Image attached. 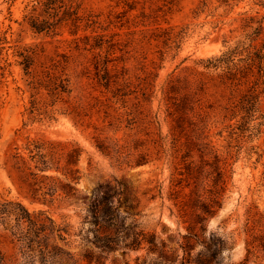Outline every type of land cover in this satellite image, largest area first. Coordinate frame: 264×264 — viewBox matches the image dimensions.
I'll return each mask as SVG.
<instances>
[{"label": "rangeland", "instance_id": "rangeland-1", "mask_svg": "<svg viewBox=\"0 0 264 264\" xmlns=\"http://www.w3.org/2000/svg\"><path fill=\"white\" fill-rule=\"evenodd\" d=\"M248 48L264 54V0H0V208L18 203L44 211L77 234L98 188L117 186L118 222L127 228L120 235H142L135 246L103 255V263L182 264L189 230L176 204L191 193L207 197L219 168L220 207L204 232L196 227L191 256L215 253L218 264H243L246 229L264 234V57L255 113L241 102L250 78L225 81V65L204 66L233 49L240 50L238 64ZM193 72L203 85L193 83ZM104 77L129 83L125 107L113 104L121 121L116 132L89 107L95 99L114 101ZM59 79L70 93L54 102L48 85ZM171 79L178 84L168 91ZM67 105L86 107L82 125L65 114ZM114 139L142 154V163L119 165L95 147ZM31 141L80 147L73 197L42 203L18 179L13 184L6 158L27 156ZM14 225L12 216L0 215L1 255L14 264H57L26 250ZM70 242L57 244L80 259L83 249L96 251L79 237ZM245 264H264V255Z\"/></svg>", "mask_w": 264, "mask_h": 264}, {"label": "trees", "instance_id": "trees-1", "mask_svg": "<svg viewBox=\"0 0 264 264\" xmlns=\"http://www.w3.org/2000/svg\"><path fill=\"white\" fill-rule=\"evenodd\" d=\"M239 51L233 49L227 51L219 58L206 60L204 67L207 69H218L222 67V64L225 65L226 71L223 74L225 81L226 78L228 79L227 76L231 77L230 80L237 79L240 75L250 78L247 81V92L242 96L241 102L248 105L247 110L250 113H255L259 94L257 89L263 77L262 61L264 54H262L261 50L242 49L241 51L245 55L237 64L233 62V57ZM108 62L106 60L103 67L105 75L109 74ZM190 76L193 79V83L204 84L202 78L196 72L190 73ZM103 81H105L103 87L112 94L111 98L114 101L111 99H106L105 101L95 99V102L91 106L88 104V106L91 110L96 109L97 114L102 113V122H108L107 127L114 128L116 132L119 130L121 121L119 116H112V113L116 112L113 104L118 102H121L122 105L125 104L124 98L128 93L124 90L129 87V83L127 80H119L117 77L112 80L111 77H104ZM49 82H51V77H49ZM176 84H178L177 80H169L167 90L170 91ZM112 85H115L116 88L114 91H109ZM48 86L49 94L54 98V102L62 101L61 95L70 93L66 80L59 79L58 83L52 82ZM124 107L125 105L122 106V108ZM64 112L71 117L75 125H82L83 117L87 116L85 113L86 107L81 105H67ZM119 142L120 140L118 139H114L111 142L102 140L96 143L95 147L103 155L113 159L119 165H138L142 163V154L139 153L134 156V153L126 151L128 149L126 142L122 141V144H119ZM26 150L27 156L16 152L8 156L4 163L13 184H15V179H18L22 184L21 186L26 189V193L33 200L42 203H51L61 195L70 198L77 193L75 185L80 180V171L77 164L81 154V149L78 145L61 142L31 141L28 143ZM176 158L175 155L173 162ZM213 172L216 173L213 184L214 189L209 190L207 197L203 198L200 195L191 193L190 196L194 195V198H189L188 201H179L176 204L177 213L183 223H187V229L189 230L187 236L184 237L186 242L183 252L186 257L183 258L182 264H218L215 259V253L208 257L199 253L193 258L191 256L193 248L190 243L192 238L200 239V235L195 232L196 227L201 232H204L205 223L216 214L220 207L221 187L217 188L216 186L218 182H222L220 180L221 172L219 168H216ZM116 185H119V183H116ZM121 195L122 193L117 186L114 188L108 185L99 187L95 197L85 210L80 222L82 228L79 229L77 234H72V226L68 222H57L44 211L30 213L18 203L9 210L0 208V215L13 217L14 226L19 231L16 240L24 243L23 247L26 250L34 252L35 257L39 261H44L47 258V262L50 261L57 264H80V260L85 261L87 264H104L103 260L105 258L103 255L114 252L120 247L131 248L135 246V243L139 241L142 235L141 233H134L131 236L129 234L120 235L127 230L124 223L120 222L119 224L118 222V207L121 205ZM184 197L186 195H183ZM85 225L89 226L87 230H84L83 226ZM246 234L248 239L246 240V255L243 264L248 261L249 257L258 259L261 255H264V234L255 235L251 229H246ZM73 236L80 238L83 247L90 245L96 251L83 249L80 259L57 244L61 242L68 247ZM0 264H14V261L12 258H6V256L0 254Z\"/></svg>", "mask_w": 264, "mask_h": 264}]
</instances>
